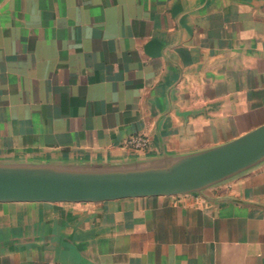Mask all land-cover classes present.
<instances>
[{"label": "crops", "instance_id": "0c3cea01", "mask_svg": "<svg viewBox=\"0 0 264 264\" xmlns=\"http://www.w3.org/2000/svg\"><path fill=\"white\" fill-rule=\"evenodd\" d=\"M263 124L264 0H0V162L143 164ZM0 264H264V162L200 194L0 203Z\"/></svg>", "mask_w": 264, "mask_h": 264}, {"label": "water", "instance_id": "95a60500", "mask_svg": "<svg viewBox=\"0 0 264 264\" xmlns=\"http://www.w3.org/2000/svg\"><path fill=\"white\" fill-rule=\"evenodd\" d=\"M264 162V124L204 151L126 166L0 162V203H101L200 194Z\"/></svg>", "mask_w": 264, "mask_h": 264}, {"label": "built area", "instance_id": "2783aa9c", "mask_svg": "<svg viewBox=\"0 0 264 264\" xmlns=\"http://www.w3.org/2000/svg\"><path fill=\"white\" fill-rule=\"evenodd\" d=\"M126 145L135 151L144 150L148 146V139L142 135H134L126 141Z\"/></svg>", "mask_w": 264, "mask_h": 264}]
</instances>
